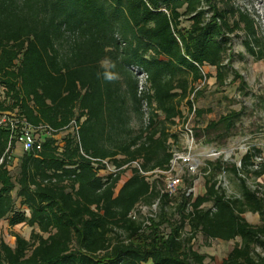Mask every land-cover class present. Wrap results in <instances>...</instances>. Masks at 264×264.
I'll return each mask as SVG.
<instances>
[{"label":"trees","instance_id":"1","mask_svg":"<svg viewBox=\"0 0 264 264\" xmlns=\"http://www.w3.org/2000/svg\"><path fill=\"white\" fill-rule=\"evenodd\" d=\"M238 32L246 53L264 60L255 20L233 0H0V111L18 110L29 123L58 131L44 136L40 150L20 151L16 176L7 159L0 165V221L31 228L28 238L12 233L13 245L0 236V264H203L189 245L198 233L240 238L220 264H264V195L246 183L264 173V162L254 168L259 148L249 147L238 163L220 155L200 162L202 193L191 191L196 177L181 176L169 196L161 173L181 149L177 126L192 105L197 145L219 151L236 135L241 108L205 119L211 108L196 98L212 77L205 65L215 70V90L236 80L237 91L247 87L225 62ZM132 65L148 74L147 125ZM106 72L117 78L106 80ZM159 115L170 124L178 118L176 132L159 127ZM7 136L0 129V153ZM99 160L118 170L101 175ZM221 174L238 180V197L226 196ZM14 198L23 210H15ZM141 203H157L158 212L134 213ZM245 212L260 223L249 224ZM252 244L263 254L254 257Z\"/></svg>","mask_w":264,"mask_h":264},{"label":"rangeland","instance_id":"2","mask_svg":"<svg viewBox=\"0 0 264 264\" xmlns=\"http://www.w3.org/2000/svg\"><path fill=\"white\" fill-rule=\"evenodd\" d=\"M235 5L243 10L248 11L255 23L259 19L260 14L264 15V0H233ZM257 25V24H256ZM238 36L232 35L231 48L225 55V62L230 63V68L236 71L243 80L246 82L247 87L242 91H237L238 80L232 84H225L223 87H219V90H212L210 92H204L202 95L205 97V105L217 106L216 116L225 112L227 109H242V115L237 122V133L233 137L229 138L224 146L217 147L219 154L217 156H209V151H204L200 148L201 145H197L194 152L199 161L213 160L219 155L222 159L230 162H239L242 152L247 150L251 146H255L260 149L264 162V60H253L248 55L241 43L242 33L238 32ZM232 72L228 74L225 80L228 83L232 79ZM218 99H222L217 103ZM228 99V101H227ZM18 111V110H10ZM208 119V117H206ZM60 138V136L58 137ZM199 147V148H198ZM203 147V146H202ZM214 147L212 145L204 146L203 148ZM213 149V148H211ZM210 149V150H211ZM205 150V149H204ZM207 152V153H206ZM19 148H16L12 154H10L7 164L10 166V174L14 177L18 171L19 163ZM200 164V165H201ZM198 166L195 173L187 175L183 172L182 178L193 179L196 177L194 184H192L191 191L196 193L195 185L202 184L203 177ZM128 174V172H127ZM125 173L121 175V180H124ZM192 182V183H193ZM220 186L223 189L227 197H235L240 195V186L238 180L231 174H221L219 176ZM246 183L252 189L259 187L264 195V173L256 179H247ZM194 185V186H193ZM187 186L186 180L181 184V188L184 189ZM15 194V189L12 191ZM15 210H23L24 207L20 205L19 199L14 198ZM168 215L173 214V205L169 204L165 207ZM158 212L157 203L151 205L139 204L134 213L147 217L153 216ZM175 217V216H173ZM242 217L251 225H258L260 223L259 216L256 213L245 212ZM162 232L167 233L168 228L164 225L161 227ZM187 227L184 229V235H187ZM31 228L24 224H19L14 227L7 225V220L0 221V236L2 240L10 245L14 244V237L12 233H18L21 236L28 238ZM241 242L239 237H236L230 241H222L218 239H206L200 233L196 234L191 239L189 245L200 255H204L203 264H220L225 259L227 253L232 249L235 244ZM251 254L254 257L263 254L262 248L258 244H252ZM144 264H151L150 262Z\"/></svg>","mask_w":264,"mask_h":264},{"label":"built area","instance_id":"3","mask_svg":"<svg viewBox=\"0 0 264 264\" xmlns=\"http://www.w3.org/2000/svg\"><path fill=\"white\" fill-rule=\"evenodd\" d=\"M257 29L260 36L264 38V15L259 16L257 20ZM137 82V96L140 97L141 111L143 115V123L147 125L150 120V113L152 107L148 101V95H151L152 90L148 81V74L140 66H130ZM202 83L197 86L198 89ZM193 95V94H192ZM192 97V96H191ZM195 106L192 105L191 110L187 111L182 118V121L177 126V131H180L182 138L181 149H173L172 158L169 163V169L163 173L165 178L164 191L172 196L176 193L177 188L181 182L183 172L195 173L200 165L199 159L195 155V148L197 146L191 128V120L194 114ZM70 130L77 133V125L75 121L70 122ZM0 129L7 132L6 146L2 153H0V165L8 160L10 154L19 148L21 152H30L33 150H40L43 138L46 135H52L55 131L45 124L33 125L29 123L26 118L16 111L3 110L0 111ZM60 135H55L58 138ZM219 154L215 149H211L208 153L209 156H217ZM263 162L262 155L255 157L254 168L258 167L259 162ZM99 173L101 175L107 173H114L118 170L106 160H99ZM190 191V190H189Z\"/></svg>","mask_w":264,"mask_h":264},{"label":"crops","instance_id":"4","mask_svg":"<svg viewBox=\"0 0 264 264\" xmlns=\"http://www.w3.org/2000/svg\"><path fill=\"white\" fill-rule=\"evenodd\" d=\"M104 64H106V63H104ZM202 71H203V73H208V74H210V75H212V77L210 78V80H208V86H207V89H206V92H210V91H212V90H214L215 91V86H214V78H213V75H214V73H215V70H214V68L213 67H211V66H203L202 67ZM216 92V91H215ZM203 94V93H202ZM202 94H199V95H197V98H196V103H197V105H198V107H200V108H206V107H210L211 108V112H209L208 114H205V119H207L206 117H208V119H213V118H216L217 116H216V113H217V106H216V104H213V105H209V106H206L205 105V97L202 95ZM220 101V99H218L217 100V103ZM179 108L181 109V111H185L186 110V106H185V104H184V102H181L180 103V105H179ZM158 121H159V127H163V129L167 132V133H174V132H176V128H175V126H174V123H176V122H178V118H174L173 119V121H174V123H168V122H166L165 120H164V117H163V115H159L158 116ZM168 141H171V139L169 138L168 139ZM204 147V146H203ZM202 146H200V148H202V150H203V152L202 153H204V151H210V149L212 148H210V147H208L207 149L206 148H203ZM199 148V147H198ZM205 149V150H204ZM206 152V153H207ZM195 189H197L198 190V193H202L203 192V187H202V185L201 184H196L195 185ZM196 190V191H197Z\"/></svg>","mask_w":264,"mask_h":264},{"label":"clouds","instance_id":"5","mask_svg":"<svg viewBox=\"0 0 264 264\" xmlns=\"http://www.w3.org/2000/svg\"><path fill=\"white\" fill-rule=\"evenodd\" d=\"M117 77L114 73H111V72H106L105 73V79L108 80V81H112V80H115Z\"/></svg>","mask_w":264,"mask_h":264}]
</instances>
